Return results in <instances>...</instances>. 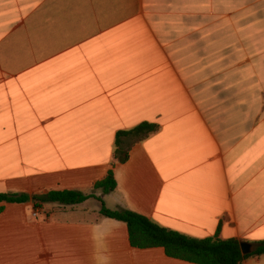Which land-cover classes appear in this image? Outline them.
<instances>
[{
    "label": "crops",
    "instance_id": "0c3cea01",
    "mask_svg": "<svg viewBox=\"0 0 264 264\" xmlns=\"http://www.w3.org/2000/svg\"><path fill=\"white\" fill-rule=\"evenodd\" d=\"M145 123L158 130L113 166L117 135ZM111 170L117 187L105 194L96 185ZM54 191L89 199L33 200ZM5 194L30 201L0 203V264H191L133 248L103 204L254 251L264 242V0H0Z\"/></svg>",
    "mask_w": 264,
    "mask_h": 264
},
{
    "label": "trees",
    "instance_id": "16d2710c",
    "mask_svg": "<svg viewBox=\"0 0 264 264\" xmlns=\"http://www.w3.org/2000/svg\"><path fill=\"white\" fill-rule=\"evenodd\" d=\"M158 127L153 124H142L131 130L120 132L116 137L115 162L125 163L129 159V149L154 134ZM117 187L114 171L111 170L105 180L96 185L105 194ZM89 199L76 191H54L47 195L34 197L37 206L59 204L77 206ZM30 201L25 195H0V203L24 204ZM101 214L127 225L130 244L135 249H164L167 257L191 264H242L247 258L264 255V242L257 245L249 255H243L241 243L237 240H221L218 237L193 239L180 233L164 229L150 219L131 211H111L102 205Z\"/></svg>",
    "mask_w": 264,
    "mask_h": 264
},
{
    "label": "water",
    "instance_id": "95a60500",
    "mask_svg": "<svg viewBox=\"0 0 264 264\" xmlns=\"http://www.w3.org/2000/svg\"><path fill=\"white\" fill-rule=\"evenodd\" d=\"M241 249H242L243 255H249L253 252L251 245L248 243H242Z\"/></svg>",
    "mask_w": 264,
    "mask_h": 264
},
{
    "label": "built area",
    "instance_id": "2783aa9c",
    "mask_svg": "<svg viewBox=\"0 0 264 264\" xmlns=\"http://www.w3.org/2000/svg\"><path fill=\"white\" fill-rule=\"evenodd\" d=\"M38 213H35L34 216L36 217Z\"/></svg>",
    "mask_w": 264,
    "mask_h": 264
},
{
    "label": "rangeland",
    "instance_id": "374dc122",
    "mask_svg": "<svg viewBox=\"0 0 264 264\" xmlns=\"http://www.w3.org/2000/svg\"><path fill=\"white\" fill-rule=\"evenodd\" d=\"M49 215L52 216V213H50ZM49 215H47V216H49ZM47 219H48V218H47Z\"/></svg>",
    "mask_w": 264,
    "mask_h": 264
}]
</instances>
